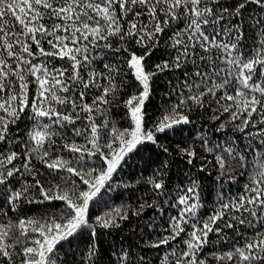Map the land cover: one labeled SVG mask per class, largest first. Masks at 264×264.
<instances>
[{"label":"snow or ice","instance_id":"1","mask_svg":"<svg viewBox=\"0 0 264 264\" xmlns=\"http://www.w3.org/2000/svg\"><path fill=\"white\" fill-rule=\"evenodd\" d=\"M250 5L256 15L245 17ZM245 23L252 31L250 45ZM166 33H171L177 54L149 71L147 60ZM113 38L121 47H113ZM126 43L146 50L137 54L124 47ZM96 48L126 53L123 67L109 63L103 65L104 72H96L88 55ZM189 63L194 72L188 70ZM176 70L184 77L182 85L173 88L177 100L149 125L145 105L151 98V82ZM128 75L138 88L122 103L130 126L121 129L111 119V106L121 89L132 86L125 79ZM93 90L98 94L88 103ZM196 108L211 112L210 120L219 122L217 133L231 126L248 140L244 144L234 138L227 147L209 148L208 139L199 137L205 151L217 153L218 180L231 168L230 161L246 168L249 152L255 154L257 167L249 175L246 193L221 199L220 207L203 221L193 219L200 207L199 185L190 180L183 194L173 197L175 202L165 201L178 208L177 215L169 217L167 235L148 242L146 250L171 246L180 238L185 247L172 248L171 264H208V257L218 264H264V0H233L229 6L223 0H0V216L22 211L26 204L63 205L59 214L0 223V264H65L61 249L67 245L74 250L81 240L88 243L77 253L79 261L67 264H100L101 230L120 228L128 210L122 206L92 217L90 204L101 189L111 188L120 172L133 164L143 167L137 158L158 165L145 182L153 193L165 196L173 152L187 157L189 165L197 152L191 144L182 147L183 140L170 151L160 137H184ZM69 125L73 137L82 142L72 139L57 145L54 138ZM145 152H154L157 159L151 155L145 159ZM220 153H227L229 161ZM34 159L60 176L62 183L46 187L36 179ZM26 174L35 182L18 179ZM140 178L144 179L142 174ZM33 189L39 199L29 198ZM155 207V201L144 202L131 214L140 216L145 208ZM220 223L233 231L247 225L254 234L231 251H213L201 258L209 233L227 239ZM110 256L106 264H149L143 256L131 259L130 250ZM160 264H169L168 253Z\"/></svg>","mask_w":264,"mask_h":264},{"label":"trees","instance_id":"2","mask_svg":"<svg viewBox=\"0 0 264 264\" xmlns=\"http://www.w3.org/2000/svg\"><path fill=\"white\" fill-rule=\"evenodd\" d=\"M232 3L233 0H223L224 6H229ZM254 8V5H250L244 13L245 17L249 14L253 16L256 15ZM144 22L147 23L146 18ZM232 22L236 23L237 21L233 20ZM173 27H177V24H173ZM179 27L182 28L183 25L181 24ZM244 27L246 42L250 45L252 31L247 23H245ZM170 35L171 33H166L164 35L157 50L147 60L149 71H153L154 66L161 63L163 60H169V62H171L170 58L177 54L171 46V41L169 40ZM112 43L114 48L121 47V42L116 38H113ZM123 46L135 50L137 54H143L146 50L132 43H126ZM45 47L47 48V45H45ZM197 51L201 52L199 49H197ZM201 54L204 53L201 52ZM88 55L94 60L91 68L95 69L96 72H104V64H120L123 67V60L127 54L124 52L115 53L112 50L96 48L90 50ZM213 55H215V52H213ZM197 63H200L198 58ZM56 64L58 67L61 66V62L59 61H57ZM188 70L195 71L191 63L188 64ZM87 71L88 70H85L83 73L85 79H87ZM125 79L130 82L132 86L121 89L120 93L117 95L116 103L111 106V119L117 122L118 127L121 129L129 128L130 126L129 121L124 118L126 110L123 108L122 103L138 88V85L132 81L130 75L126 76ZM193 79H195V77H193ZM183 80L184 77L181 75L180 70L174 72L165 71L152 80L151 98L145 105L148 113L149 125L161 116L164 108L176 102L177 97L172 95L173 88L182 85ZM101 83H104V81H101ZM187 92L188 90L184 89L185 95H187ZM95 94H98L96 90H93V92L89 94L88 103H91V97ZM210 116V111H203L196 108L190 116L192 123L185 127L184 137H160V143L169 147L170 151L175 148L177 143L183 140V143H181L182 147L191 144L195 147L197 152V158L191 165L185 162L187 157H181L178 153L173 152L175 159L169 166L171 180L167 182L168 189L166 190L167 194L165 196L153 193L150 190V186L145 182L147 177L152 175V168L158 165L144 164L139 158H137V163L143 164V167H137L136 164L129 166L114 177L111 188L101 189V193H99L97 198L90 204V213L92 217L123 206L128 210V219L122 221L121 227L118 229L101 230V234L98 237L101 252L100 264H106L107 261L112 259L110 253L120 255L122 249L130 250L133 253L131 259L143 256L149 261V264H160V260L163 259L165 253H168L169 264H171L175 259L171 256L172 248H176L177 251H179L185 247L182 239L177 238L176 241L172 242L171 246H164L159 250H146V245L148 242L156 241L158 238L167 235L165 229L168 227L169 217L177 215L178 208H172L171 205L166 204L165 201L173 200V197L182 195L183 190L190 186V180H195L199 185L198 203L200 207L197 209L196 217L193 218L194 221L207 220L208 217L213 215L220 207L218 201L221 199L227 201L246 193L247 190L245 189V185L250 184L249 175L253 169L257 167V158L254 153L249 152V163L246 168H239L236 166L235 161H230L231 168L220 180H218L217 177L220 176L221 173L215 163V156L217 153L205 151L199 137L204 135L208 139L209 143L207 147L209 148L217 144L222 147H227L230 140L234 138L243 139V137L240 133L234 132L231 126L225 131L217 133L216 128L219 122L211 121ZM224 119H227V117L225 116ZM100 122L101 121L98 119L97 123ZM76 126L81 127L79 123H77ZM70 129L71 126L69 125V127L64 130L62 136L54 138L57 145L63 142H71L72 139H76L77 143L82 142L80 138L73 137ZM248 131H255V129L250 128ZM243 143L247 144L248 140L243 139ZM253 143H256V141H253ZM62 154L66 159L69 158L68 153L64 152ZM220 154H223L225 160L229 161L227 153ZM150 155L154 161L157 159L154 152H145V159ZM32 165L37 169L35 178L39 179L46 187L52 184L62 183L60 176L50 174L49 170L38 160L34 159ZM201 165L205 166L204 171H201ZM73 166H76L74 160ZM241 173H243V175H241ZM141 174L144 179L140 178ZM233 176L235 179H231ZM18 179L27 180L29 183L35 182L33 177L27 174L24 177H18ZM17 187H19V185H17ZM29 198L39 199L38 190L33 189ZM153 201L156 202L155 208H145L144 213L140 216L131 214L132 210L138 208L141 203L147 202L151 204ZM173 202L175 201L173 200ZM22 207V211L9 212L7 217L0 216V223H7L9 218L15 221L21 216L40 218L53 213L59 214L63 205L60 202H46L44 204H26ZM161 209H163V211H161ZM220 227L226 233L227 239L218 237L216 233H209L210 242L205 246L201 258L208 256V253L213 251L217 253L231 251L234 246H242L245 242V238L254 234V229L247 225L239 226L236 231L224 228L223 223H220ZM256 228H259V224L256 225ZM187 230L191 231V227H188ZM184 239H187V237L184 236ZM87 243V240L79 241V247L74 250H69L68 246L65 245V247L61 249V255L65 258V264H67L68 261H79L80 257L77 253L83 249ZM208 264H218V262L208 257ZM223 264H233V261H224Z\"/></svg>","mask_w":264,"mask_h":264}]
</instances>
